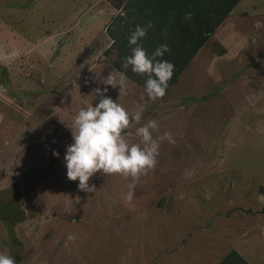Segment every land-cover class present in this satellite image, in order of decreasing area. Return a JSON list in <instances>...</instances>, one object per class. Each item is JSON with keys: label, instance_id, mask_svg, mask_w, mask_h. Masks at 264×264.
Returning a JSON list of instances; mask_svg holds the SVG:
<instances>
[{"label": "rangeland", "instance_id": "rangeland-1", "mask_svg": "<svg viewBox=\"0 0 264 264\" xmlns=\"http://www.w3.org/2000/svg\"><path fill=\"white\" fill-rule=\"evenodd\" d=\"M128 1L0 0V252L16 264H217L239 242L264 264V0H242L163 99L128 79L126 95L107 86L130 116L143 105L129 143L148 120L154 138L171 134L131 203L130 177L98 172L92 193L67 179V125L120 73L117 43L104 52L108 30H135Z\"/></svg>", "mask_w": 264, "mask_h": 264}, {"label": "clouds", "instance_id": "clouds-1", "mask_svg": "<svg viewBox=\"0 0 264 264\" xmlns=\"http://www.w3.org/2000/svg\"><path fill=\"white\" fill-rule=\"evenodd\" d=\"M153 27L151 22L146 27L137 26L129 36L131 55L124 58L122 67L127 70L131 66L133 73L146 77L144 90L147 97L155 102L166 95L169 81L174 74V64L167 60L158 59L165 52H170L168 45H160L149 56L139 43L146 37L148 29ZM257 28L260 24L257 23ZM119 76V79H117ZM127 78L123 73L110 72L102 81L106 87L96 88L94 93L100 97L98 104L81 108L67 125L73 136V143L67 146L64 157L67 168V179L79 181L81 191L92 193L96 191L95 184L89 185L90 178L101 172L106 175H120L131 178L129 191L122 197L123 201L131 203L135 195V186L141 175H147L154 169L159 155L160 142L171 140L168 132L154 138L152 130L158 129L155 120H148L136 129L135 135L140 138L139 143H129L124 135L133 122L139 124L142 118L143 105L137 104L136 110L130 116L129 112L118 102L107 97V86L119 87L120 96L127 94ZM141 100L144 96H141ZM53 155L59 157V152ZM187 176V173H186ZM77 237L68 234L67 241L74 242ZM0 264H16L14 258L0 252Z\"/></svg>", "mask_w": 264, "mask_h": 264}, {"label": "trees", "instance_id": "trees-1", "mask_svg": "<svg viewBox=\"0 0 264 264\" xmlns=\"http://www.w3.org/2000/svg\"><path fill=\"white\" fill-rule=\"evenodd\" d=\"M241 1L129 0L125 3L126 14L135 18V22L132 24L134 28L137 26L146 27L149 22L153 25V27L148 29L146 37L139 42L146 52L149 53V56L160 45L166 44L170 49V52H165L163 57L158 58L167 60L175 66L174 74L169 81L166 93L177 83L178 76L214 33L215 29L230 15L235 7L241 5ZM170 13H173L174 16L173 20L168 23L169 33L167 36H162V25L166 22L165 18L170 16ZM188 15L191 18L185 19ZM139 18L144 19V22L139 23L137 21ZM107 34L111 38L112 44L104 53L108 55L112 50L111 47L116 46L117 43V53L120 58L113 63V66L118 72L123 73L128 80L144 89L146 77L133 73L131 66L127 70L122 67L124 58L131 55L129 40L125 38L121 39L120 35H113L109 30ZM117 41L122 42L118 45L119 42ZM20 215L21 219L23 214L20 212ZM235 262L247 264L235 251H230L219 264H231Z\"/></svg>", "mask_w": 264, "mask_h": 264}, {"label": "crops", "instance_id": "crops-1", "mask_svg": "<svg viewBox=\"0 0 264 264\" xmlns=\"http://www.w3.org/2000/svg\"><path fill=\"white\" fill-rule=\"evenodd\" d=\"M13 31H11V34L13 35V36H15L16 38H18V37H20V35L17 33V32H15L14 31V33H12ZM27 35V34H26ZM18 36V37H17ZM21 38V37H20ZM23 40V39H22ZM21 41V40H20ZM262 211H264V210H259V212L260 213H263ZM258 212V211H257ZM248 214L249 215H253V214H251L250 212H248ZM239 224V223H238ZM252 224V223H251ZM250 226V225H249ZM248 226V227H249ZM248 227H246L245 229H247V230H245L244 231V229H243V231H241V235H239L240 237H242V235H244V233H246L247 232V234H250V229H248ZM260 229H261V235L262 236H264V225L263 226H258ZM258 228V229H259ZM242 250V252H246L248 255L247 256H253L252 254H250L249 252H248V250H247V247H246V245L245 244H240L239 242H237L235 245H232L231 246V248L229 249V250H225V255L223 254V255H217L218 256V258H217V261H218V263L217 264H219L220 262H221V260L226 256V255H228V253L230 252V251H235L247 264H253V262H252V259H251V257H250V260L251 261H248L247 259H246V257H244V255L242 254H240L238 251H241Z\"/></svg>", "mask_w": 264, "mask_h": 264}, {"label": "flooded vegetation", "instance_id": "flooded-vegetation-1", "mask_svg": "<svg viewBox=\"0 0 264 264\" xmlns=\"http://www.w3.org/2000/svg\"><path fill=\"white\" fill-rule=\"evenodd\" d=\"M1 72H2V68L0 67V74H1Z\"/></svg>", "mask_w": 264, "mask_h": 264}]
</instances>
